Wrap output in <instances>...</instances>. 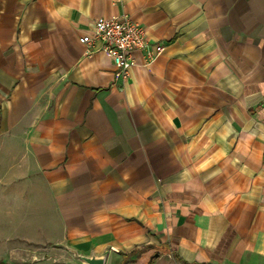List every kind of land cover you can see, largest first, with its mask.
Wrapping results in <instances>:
<instances>
[{
	"label": "crops",
	"instance_id": "0c3cea01",
	"mask_svg": "<svg viewBox=\"0 0 264 264\" xmlns=\"http://www.w3.org/2000/svg\"><path fill=\"white\" fill-rule=\"evenodd\" d=\"M123 14L127 81L81 41ZM74 250L264 264V0H0V263Z\"/></svg>",
	"mask_w": 264,
	"mask_h": 264
},
{
	"label": "built area",
	"instance_id": "2783aa9c",
	"mask_svg": "<svg viewBox=\"0 0 264 264\" xmlns=\"http://www.w3.org/2000/svg\"><path fill=\"white\" fill-rule=\"evenodd\" d=\"M81 41L89 46H95L96 41L102 43V49L109 53L116 65L115 78L127 81L134 65L132 52L147 45L146 31L141 24L123 14L114 18L98 16L93 20V34L81 37ZM161 52L162 45H158ZM150 53L148 59H152Z\"/></svg>",
	"mask_w": 264,
	"mask_h": 264
},
{
	"label": "water",
	"instance_id": "95a60500",
	"mask_svg": "<svg viewBox=\"0 0 264 264\" xmlns=\"http://www.w3.org/2000/svg\"><path fill=\"white\" fill-rule=\"evenodd\" d=\"M75 256L83 263V264H105L106 257L105 256H96L92 254L90 256L79 254L74 250Z\"/></svg>",
	"mask_w": 264,
	"mask_h": 264
},
{
	"label": "trees",
	"instance_id": "16d2710c",
	"mask_svg": "<svg viewBox=\"0 0 264 264\" xmlns=\"http://www.w3.org/2000/svg\"><path fill=\"white\" fill-rule=\"evenodd\" d=\"M1 264V263H0Z\"/></svg>",
	"mask_w": 264,
	"mask_h": 264
}]
</instances>
